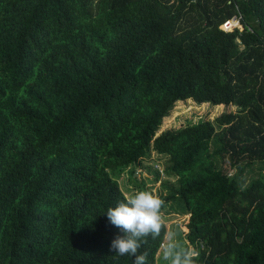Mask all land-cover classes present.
Instances as JSON below:
<instances>
[{
    "label": "trees",
    "instance_id": "16d2710c",
    "mask_svg": "<svg viewBox=\"0 0 264 264\" xmlns=\"http://www.w3.org/2000/svg\"><path fill=\"white\" fill-rule=\"evenodd\" d=\"M181 101L238 111L156 137ZM153 153L197 264H264V0H0V264H133L104 213Z\"/></svg>",
    "mask_w": 264,
    "mask_h": 264
},
{
    "label": "rangeland",
    "instance_id": "374dc122",
    "mask_svg": "<svg viewBox=\"0 0 264 264\" xmlns=\"http://www.w3.org/2000/svg\"><path fill=\"white\" fill-rule=\"evenodd\" d=\"M238 24L239 27L235 28L234 30L239 29L240 31H242L243 26L241 25L240 21H238ZM221 30L226 31L222 28ZM202 105H198L194 101L193 103H188V101L178 102L173 111L171 112L170 116L164 118L156 137L160 136L166 131L178 130L190 124H198L202 121L213 122L216 118L220 117L223 114L236 113L238 111V108L236 106L224 105L223 109L215 111L216 106L208 104L202 107ZM214 150L215 146L213 144L212 152H214ZM220 165L222 168L226 169L230 176L236 173V169H231L228 164L220 162ZM143 167L152 168V170L147 171V169H142V167L140 170L138 169L139 171H137L136 176L140 182L139 185L141 184L140 188H135L132 184H130L128 175L124 173L123 175L126 174L124 177L121 176V179H117L121 190L127 196L133 194L137 190H147L153 192L154 194L158 195L162 200H164V197L162 196H166L167 193L170 192V186L173 184H177L176 177L174 178L166 175L167 169L168 167H170V159H168L167 157H160L158 154L153 153L149 161H144ZM158 167L160 168L163 175L159 173V176L156 172H154ZM260 170H264V163H255V166H253L252 168L244 170V174L241 175V178L239 179V184L241 185V187H246L253 179H255ZM137 182L138 181L132 179L133 184H136ZM126 184L128 185V189H130L129 192L127 191V188L125 186ZM164 212L165 211H162V216L163 218L164 216H166V224L168 228L172 230V233H177L176 239L182 246L186 247V244H189L185 237L186 234L189 232L188 223L190 220V214H182L179 213L177 210H172L171 213L167 214H165ZM168 242L169 240L165 241L164 246H166ZM163 247L160 249L156 264H166L162 257V252L164 249ZM160 258L162 262H159Z\"/></svg>",
    "mask_w": 264,
    "mask_h": 264
},
{
    "label": "clouds",
    "instance_id": "9594fccd",
    "mask_svg": "<svg viewBox=\"0 0 264 264\" xmlns=\"http://www.w3.org/2000/svg\"><path fill=\"white\" fill-rule=\"evenodd\" d=\"M164 200L147 190H137L126 196L114 207L106 209L109 223L123 235H117L111 242L110 251L115 257L131 256L133 264H146V255L139 253L147 238H157L162 229ZM177 233L169 235V242L162 252L166 264H197L200 252L194 247H184L176 239Z\"/></svg>",
    "mask_w": 264,
    "mask_h": 264
},
{
    "label": "built area",
    "instance_id": "2783aa9c",
    "mask_svg": "<svg viewBox=\"0 0 264 264\" xmlns=\"http://www.w3.org/2000/svg\"><path fill=\"white\" fill-rule=\"evenodd\" d=\"M231 21H237V22H238L239 19H238L237 17H235V18H234L233 20H231ZM228 22H230V21H228ZM228 22H227V23H228ZM227 23H225V24H227ZM225 24H224V25H225ZM226 32H230V31H226Z\"/></svg>",
    "mask_w": 264,
    "mask_h": 264
},
{
    "label": "water",
    "instance_id": "95a60500",
    "mask_svg": "<svg viewBox=\"0 0 264 264\" xmlns=\"http://www.w3.org/2000/svg\"><path fill=\"white\" fill-rule=\"evenodd\" d=\"M230 32H233V31H230Z\"/></svg>",
    "mask_w": 264,
    "mask_h": 264
}]
</instances>
